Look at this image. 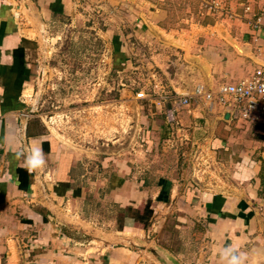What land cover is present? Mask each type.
Here are the masks:
<instances>
[{"label": "crops", "instance_id": "1", "mask_svg": "<svg viewBox=\"0 0 264 264\" xmlns=\"http://www.w3.org/2000/svg\"><path fill=\"white\" fill-rule=\"evenodd\" d=\"M141 1L137 10L134 4L121 6L124 13L130 6L136 20L121 25L129 32L106 35L109 49L128 69L134 68L136 58L133 41L153 46L156 52L146 54L156 63L154 84L160 89L143 98L141 107L146 110L136 127L139 139L145 153L162 142L164 149L174 148L178 136L188 142L189 150L168 151L169 165L163 164L161 177L152 181L144 173L147 165L112 164L101 187L79 171L81 166L86 169L82 158L58 149L46 128L22 113L21 96L33 72L30 56L37 32L54 18L74 13L75 1L0 0V264H154L138 252L139 243L160 236L162 221L175 211L187 222L176 225L184 228L178 235L187 247L161 246L182 264H229L233 256L242 264H264V132L249 135L239 129L240 124L245 126L242 120L230 121L217 106L208 111L203 103L192 102L190 111H175L180 130L165 119L175 92L190 93L197 83L214 88L251 72L258 61L253 39L264 43V29L253 25L257 6L246 14L239 1H232L231 17L170 26L166 0ZM117 2L108 0L103 11L116 13ZM164 92L170 98L159 104L158 94ZM197 146L207 164L204 173H198L192 160ZM181 156L188 158L183 168ZM30 161L32 171L26 166ZM137 169L144 174L138 175ZM43 170L54 179L46 185L41 182ZM38 183L45 187L44 194L35 191ZM50 194L54 201L43 199ZM149 198L156 220L152 228L158 227L154 237L130 216L118 227L117 207L142 210ZM89 203L92 212L84 213L83 205ZM62 204L75 211L72 218L69 210L66 214L59 210ZM98 205L112 207V217L101 215Z\"/></svg>", "mask_w": 264, "mask_h": 264}, {"label": "rangeland", "instance_id": "2", "mask_svg": "<svg viewBox=\"0 0 264 264\" xmlns=\"http://www.w3.org/2000/svg\"><path fill=\"white\" fill-rule=\"evenodd\" d=\"M74 1L77 8L74 13L54 18V22H49L48 26L42 25L37 32L38 40L30 56L33 72L21 96L23 116L25 118L31 116L37 123L42 124L47 134L58 144V149L66 150L76 155V158H82L81 160L86 163V169L79 165L81 166L79 171L87 172L88 179L96 182L97 186L99 184L103 186V182L108 180L112 172L110 171L112 164H117L118 167V163L121 165L132 163L134 166L144 164L148 168V171L144 173L147 172L151 181L152 178L161 177L164 170L163 164L168 166L172 158L169 152L180 150L188 152L189 145L188 142L183 143L186 140H180L178 136L179 142H176L174 146L171 145L174 148L164 149L166 144L162 142V145L159 143L145 153L146 147L139 139L140 131L136 127L140 124L138 120L142 111L146 109H142L145 101L137 97V93L149 92V89L154 86V80L158 78L156 63L146 54V51L156 52V50H152L153 46L137 45L133 41L134 45L131 47L136 52V58L133 59L134 68L125 69L124 65L120 64L121 61L116 59L114 54L112 55L106 36L110 32L114 36L129 32V29H122L121 25L133 24L136 13H129L130 6L124 13L125 3L134 4L135 10H137L136 5L139 7L143 3L141 0H118L117 11L112 13L107 9L104 12L102 9V6L108 4V0ZM211 1L166 0L170 10V26L177 23L184 25L191 22L198 23L197 21L212 22L214 21L212 16L217 19L231 17L209 14L205 4ZM232 1L238 3V0H231L229 6ZM134 7L133 11H135ZM236 12L241 14L237 9ZM115 30L118 33H115ZM147 68H150V71ZM242 122L245 126L240 124L239 129L249 135L252 133V136H256L264 132L260 124ZM141 154H144V157ZM180 158L179 162L186 161L182 164L183 168L188 158L186 156L184 159L183 156ZM136 172L138 175L144 174L140 169ZM46 173L47 171H44L41 178V182L45 185L54 180ZM42 183H38L39 185L34 188L35 191L38 192L39 189L44 194L45 187L44 189L39 187ZM103 190L104 188H101V193ZM92 192H90L91 199H93ZM51 196L52 194L44 196L43 199L54 201ZM149 201L152 207L153 202L150 198ZM60 206L59 210L63 214H66L68 210L69 216L75 214L70 206L69 208H66L64 204ZM83 207L84 213L92 212L91 203L84 204ZM99 208H101L100 205L97 206V211ZM115 210L117 216L125 213L123 208L117 207ZM112 211L114 209L107 206L102 207L100 213L112 217ZM178 213L182 212L170 213L168 218L162 221L160 236L156 239L140 241L139 244L142 246L138 247L140 249L138 252L141 256L144 257L145 254L147 258L153 260L154 264H160L147 250L149 247H153L154 244L160 246L164 244L178 250L187 247L186 240L184 241V238L178 235L184 228L176 226L180 225L179 223L186 226L187 222L179 220ZM184 214L187 215V213ZM71 218L72 224H77L76 220ZM155 222L156 220L151 216L146 228L150 232L148 233L150 237L157 234V231L153 229L158 227L152 228Z\"/></svg>", "mask_w": 264, "mask_h": 264}, {"label": "built area", "instance_id": "3", "mask_svg": "<svg viewBox=\"0 0 264 264\" xmlns=\"http://www.w3.org/2000/svg\"><path fill=\"white\" fill-rule=\"evenodd\" d=\"M230 1L212 0L205 4V8L209 14L232 16L233 12L228 5ZM238 1L244 13L250 12L254 5L257 6L258 13L255 14L253 25L257 30L264 29V0ZM253 41L256 45L252 51L258 61L254 62L253 69L244 78L232 82L221 81L214 88L197 83L193 86L190 93L175 92L173 94V103L166 110L165 119L168 123L174 124L176 131L180 130L181 125L175 115V111L182 108H188L190 111L192 102L205 104L208 111H212L217 106L222 113L228 116L230 121L242 120L264 126V43L260 44L257 37ZM156 88L157 85L154 84L148 93H154ZM157 89H160V87ZM148 93L138 92L137 97L144 98ZM158 95L159 104L170 98L168 92ZM198 149H200L199 146L193 152L192 160L198 173H204L207 164L203 163L202 153ZM261 211L264 214V208Z\"/></svg>", "mask_w": 264, "mask_h": 264}, {"label": "trees", "instance_id": "4", "mask_svg": "<svg viewBox=\"0 0 264 264\" xmlns=\"http://www.w3.org/2000/svg\"><path fill=\"white\" fill-rule=\"evenodd\" d=\"M125 213L118 216L117 223L118 227H123L125 217L133 218L134 222L140 223L145 229L148 227L151 216H152V208L150 207V201L144 206L142 210L137 208L127 207Z\"/></svg>", "mask_w": 264, "mask_h": 264}, {"label": "water", "instance_id": "5", "mask_svg": "<svg viewBox=\"0 0 264 264\" xmlns=\"http://www.w3.org/2000/svg\"><path fill=\"white\" fill-rule=\"evenodd\" d=\"M152 253L160 264H182L174 255L160 245L154 244L147 249Z\"/></svg>", "mask_w": 264, "mask_h": 264}, {"label": "clouds", "instance_id": "6", "mask_svg": "<svg viewBox=\"0 0 264 264\" xmlns=\"http://www.w3.org/2000/svg\"><path fill=\"white\" fill-rule=\"evenodd\" d=\"M33 164L34 162L30 161L28 165V168H29V171H32L33 170ZM229 264H242V261L240 259V257H236V256H233L231 261L229 262Z\"/></svg>", "mask_w": 264, "mask_h": 264}, {"label": "bare ground", "instance_id": "7", "mask_svg": "<svg viewBox=\"0 0 264 264\" xmlns=\"http://www.w3.org/2000/svg\"><path fill=\"white\" fill-rule=\"evenodd\" d=\"M157 31V30H156Z\"/></svg>", "mask_w": 264, "mask_h": 264}]
</instances>
